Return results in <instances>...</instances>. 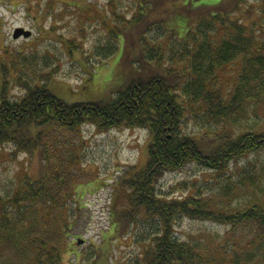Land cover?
Instances as JSON below:
<instances>
[{"label":"trees","instance_id":"1","mask_svg":"<svg viewBox=\"0 0 264 264\" xmlns=\"http://www.w3.org/2000/svg\"><path fill=\"white\" fill-rule=\"evenodd\" d=\"M133 1L139 7L129 17L113 0L108 4L111 15L108 9L90 13L79 6L83 18L105 25L107 41L97 47V57L115 55L125 32L131 39L125 40V50L141 51L131 59L138 74L108 98L63 99L49 87L55 68L25 77L32 63L29 56L1 49L0 145L12 143L37 155L42 165L39 173L24 171L12 191L0 190V264H65L64 241L81 194L76 185L77 142L87 123L98 130L145 128L151 136L146 162L121 177L122 195L111 205L113 234L142 219L157 224L153 236L138 237L143 249L132 264H264V161L248 159L237 173L229 167L250 154L264 155V39L254 26L232 16L243 0H222L216 10L187 26L182 37L170 32L164 48L150 42L147 32L161 24L150 20L151 10L167 0ZM191 4L182 0L185 9ZM36 5L42 6L40 1ZM260 8L264 14V0ZM219 22L222 28H217ZM62 40L73 43L79 38ZM18 59L23 61L14 85H21L24 93L12 98L7 76ZM237 61L241 67L227 89L219 81L222 68ZM191 117L201 120L203 132L186 131ZM188 163L214 171L211 180L205 188L185 180L178 187L184 196L174 195L178 189L164 195L157 185L162 175ZM179 216L219 222L229 229L221 240L182 239L176 232ZM98 257L80 264H103Z\"/></svg>","mask_w":264,"mask_h":264},{"label":"rangeland","instance_id":"2","mask_svg":"<svg viewBox=\"0 0 264 264\" xmlns=\"http://www.w3.org/2000/svg\"><path fill=\"white\" fill-rule=\"evenodd\" d=\"M29 1L0 0V58L3 55L1 49L4 48L12 50L14 54L20 52L29 56L32 63L29 61L25 77H29L32 71L38 74L55 68V78L49 82V87L57 95L68 101H89L110 97L111 92L121 88L128 77L138 74L132 71L131 59L141 51L136 50L132 54L125 50V40L129 42L130 35L125 32L124 36H120L118 52L109 59L102 60L97 57L96 49L107 41L105 25L98 19L83 18L78 12L80 6L90 13L108 9L111 15V6L108 4L112 0H50L52 6L46 4L48 0ZM38 1L42 6L36 5ZM221 1L191 0L192 4L185 9L182 7V0H167L161 8H152L150 20L164 24H157L147 32L151 39L149 41L158 42L167 48L170 32L182 37L187 26L192 27L199 18L216 10L215 6ZM229 1L225 0V4ZM262 1L243 0L232 16L239 18L246 26H254L264 39V14L260 8ZM113 2L128 17L133 16L139 7L133 0ZM150 5L155 4L151 2ZM18 27L31 30L32 35L29 38H14L13 33ZM218 27L222 28L220 22ZM62 36L78 37L79 40L71 43L69 40H62ZM155 37L158 40H154ZM136 41L138 43V39ZM33 56L36 58L33 59ZM22 61L23 59H18L13 65L16 69L11 68L7 76L11 81L12 98L24 93L21 85H14V76L22 67ZM240 67L241 61L223 67L219 80L221 85L227 89L232 87ZM149 70H143V75L149 73ZM20 73L22 72L19 71ZM185 129L187 132H203L201 120L196 121L191 117ZM81 131L82 137L79 140L76 138L80 149L76 185L81 194L79 202L73 204L78 209L69 221L71 226L64 241L67 242V250L63 253L64 262L80 264L83 260L88 262L100 255L98 258L101 257L103 264H132L143 249L137 241L138 237L144 233L153 236L158 228L157 224L142 219L138 225L132 224L128 231L126 226L124 230L113 234L111 228L114 216L111 205L119 193L122 195L123 189L121 190L119 182L121 177L129 170L139 169L146 162L151 136L145 128L120 126L98 130L91 123L84 124ZM64 139V136L60 137V140ZM248 159L264 161V155L250 154L239 159L238 166L233 161L229 167L237 173L239 166L246 164ZM41 165L37 155L17 150L12 143L0 145V190L12 191L16 180L24 171L39 173ZM213 173L214 171L197 163H188L181 169L164 173L157 185L166 196L170 194L169 191L183 187L182 181L185 180L205 188L204 183L211 180ZM227 174L231 175L230 172ZM180 190L174 195L184 196ZM228 229V225L219 222L191 219L188 216H179L176 223L177 235L186 240H221Z\"/></svg>","mask_w":264,"mask_h":264},{"label":"water","instance_id":"3","mask_svg":"<svg viewBox=\"0 0 264 264\" xmlns=\"http://www.w3.org/2000/svg\"><path fill=\"white\" fill-rule=\"evenodd\" d=\"M31 35H32V31L31 30H26L23 27L16 28L14 33H13V37L14 38H19L21 36H23L25 38H29Z\"/></svg>","mask_w":264,"mask_h":264}]
</instances>
